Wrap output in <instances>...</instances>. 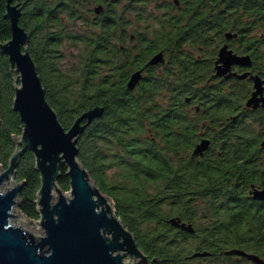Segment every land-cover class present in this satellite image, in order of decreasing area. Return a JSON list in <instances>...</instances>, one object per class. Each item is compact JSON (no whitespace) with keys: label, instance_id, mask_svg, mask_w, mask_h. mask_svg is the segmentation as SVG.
Returning <instances> with one entry per match:
<instances>
[{"label":"trees","instance_id":"trees-1","mask_svg":"<svg viewBox=\"0 0 264 264\" xmlns=\"http://www.w3.org/2000/svg\"><path fill=\"white\" fill-rule=\"evenodd\" d=\"M128 2L20 0L18 23L29 34L27 49L36 63L47 101L65 129L83 111L102 107L101 115L85 125L78 135V159L99 188L112 199L116 214L135 236L138 246L157 255L162 264H172L170 230L175 228L169 219L178 214L190 221L198 234L206 227L205 211L202 208L195 211L192 201L185 199L188 195H202L203 187L184 186L173 181V148L177 146L180 152L191 148L198 132L202 131L201 122L205 118L220 117L217 122L224 131L223 148L239 151L240 160L237 162L235 158L234 161L239 163L241 172V199L238 210L224 203L219 212L210 215L207 235L217 238L224 234L229 237L230 245L259 251L261 242L256 237L264 233L260 231L264 230V203L257 204L253 200L258 198L253 196V200H249L246 192L251 189L249 183H260V178H264V175L258 177L262 168L253 158L264 144V112L250 110L251 106L246 104L250 97L249 87L242 83L237 89L233 80L225 81L221 90L208 86L200 89L197 94L209 102H204L198 112L187 111L184 98L196 93L190 82L210 76L214 55L226 41L224 35L230 29L241 35L255 34L252 59L264 66V0H226L225 24L218 25L215 17L206 24L188 28L133 26L125 14L140 9ZM102 7L103 13H98L96 9ZM4 8L5 0H0L1 40L10 35L9 24L3 18ZM252 12L255 16L252 25L238 23L243 18L248 20ZM158 36L162 39H153ZM161 47L171 64L162 70L150 66L130 89L127 82L136 72L135 68ZM172 54L182 68L177 74L182 87L174 90ZM197 54L206 58L201 66L197 63ZM197 66L200 67L196 69ZM13 82L14 74L1 58L2 167L7 166L15 147L13 137L21 133L22 127L19 114L12 109ZM174 96L181 108L175 131L172 123ZM234 115L238 116L231 118ZM238 119L239 129L233 130ZM195 168L201 166L191 164L189 158L180 159L178 169L182 172ZM60 173L58 184L66 191L69 177L65 175V168H60ZM189 174L192 173H188L185 180L191 179ZM200 174L198 172V176ZM13 179L22 182L18 194L19 211L28 218H37L35 200L40 181L31 151L26 150L20 156ZM254 189H264V186L251 190ZM175 193L180 197L173 202ZM187 251L177 249L178 254Z\"/></svg>","mask_w":264,"mask_h":264},{"label":"water","instance_id":"water-1","mask_svg":"<svg viewBox=\"0 0 264 264\" xmlns=\"http://www.w3.org/2000/svg\"><path fill=\"white\" fill-rule=\"evenodd\" d=\"M5 1L3 18L8 20L11 34L8 40L0 42V52L7 56L15 74L12 109L19 114L22 127L21 133L13 137L15 147L7 166H0V264L147 262L134 235L116 214L112 199L99 188L78 159V135L85 125L101 115L102 107L83 111L67 129L62 126L57 112L46 99L36 63L27 49L28 34L18 23L19 3ZM161 60V53H157L148 63ZM235 63L249 65V57L237 56L222 46L215 75L226 73ZM140 77V71L134 72L127 82L128 87L132 89ZM254 80L256 90L247 100L248 106L264 101L257 97L261 93V81L257 76ZM205 145L202 141L195 152ZM26 150L32 152L34 168L39 173L36 220L26 218L19 211L18 194L22 182L13 179L19 158ZM60 168H65V175L69 177L66 191L58 184ZM7 180L10 185L6 188L3 184ZM252 196L264 199V189H254ZM28 221L37 222L39 226L28 225ZM168 221L190 230V226L179 224L174 218ZM233 252L262 263L257 256L242 250Z\"/></svg>","mask_w":264,"mask_h":264},{"label":"flooded vegetation","instance_id":"flooded-vegetation-1","mask_svg":"<svg viewBox=\"0 0 264 264\" xmlns=\"http://www.w3.org/2000/svg\"><path fill=\"white\" fill-rule=\"evenodd\" d=\"M129 5H137V8L140 9L139 12H128L125 16L129 19V22L133 26L141 27H154L160 28L163 26L166 27H198L199 25L206 24L210 20H214L217 17V24H225V11H226V0H127ZM210 1V3H209ZM245 2V0H236ZM6 3V1H5ZM13 3H19L20 0H14ZM99 9V8H98ZM209 10L211 12H209ZM5 11V8H4ZM104 7L99 9L98 13H103ZM7 20V19H6ZM255 21V16L250 13L249 19L243 18L238 21L239 24H245L246 26L252 25ZM8 22V20H7ZM9 24V22H8ZM10 29V27H9ZM230 32L231 35L227 36L226 33ZM225 33L224 41L216 51L214 58L212 60V67L209 77L201 76L199 79H194V82H190L189 85H193L194 91L196 93L188 94L185 96L184 101L187 104L186 110L189 111L194 109L195 112L199 111V107L204 105V102L208 104L209 100H203L202 96H199L197 92L200 89L206 88V86L215 89H223L225 81L233 80L238 89L239 85L245 83L249 89V96L256 90L254 76L259 77L261 81V93L257 94V97L264 98V66L258 65L255 60L252 59V52H255L256 41L255 34L241 35L238 31H232L231 29ZM11 34V32H10ZM28 34V33H27ZM10 38V35L4 42ZM152 39V38H151ZM155 40H161V36L153 38ZM248 40V41H247ZM29 42V34H28ZM27 42V44H28ZM226 46L228 50L234 53L237 56H248L249 65L243 64H231L229 70L222 75H215L216 73V61L218 59V53L222 46ZM28 46V45H27ZM163 47L158 48L154 53H161L162 60L150 64L148 60L154 54H151L147 60L143 61L135 71H140L141 77L147 73L150 66H156L159 70L169 66L171 62L168 60V56ZM254 49V50H252ZM29 51V50H28ZM30 53V52H29ZM31 55V54H30ZM1 58L8 64L9 70L14 74L13 70L10 67L8 58L6 55L0 52ZM198 65H202L206 62V58H200V54H197ZM220 64V63H218ZM200 66H197L198 69ZM260 66V67H259ZM200 70V69H199ZM182 71L180 63H177V58L172 54V90L178 87H182L180 81L178 80L177 74ZM201 71V70H200ZM233 75H229L232 74ZM244 75L243 77H239ZM15 80V74H14ZM14 83V82H13ZM12 83V84H13ZM180 84V85H178ZM184 85L188 83L184 82ZM248 96V97H249ZM218 104V102H217ZM251 106V107H250ZM250 110L256 112H264V101L259 100L256 105H249ZM181 108L178 106L176 97L172 98V123L174 126V131L176 130V123L180 118ZM191 116V115H188ZM238 115L231 116V118H236ZM220 117L217 119L205 118L200 125V130L198 132V138L195 144L186 150L180 152V149L177 146L173 148L172 155V175L173 181L175 184L180 183L184 186H201L203 187L202 195H188L186 200H191L195 205V211H198L200 208L205 211L203 214L204 219L206 220L205 230H200L202 234H198V230H194L195 227L188 220H183L178 214L173 216L179 224H185L190 226V230L180 227L178 225H173L174 230H170L172 234V252H171V262L172 264H264V233L262 236L256 237L259 243L258 250L243 248L235 245L228 244L229 237L221 234L217 238L210 237L207 235L209 231L208 225L211 219L210 215H214L222 204L226 203L231 204L233 210L237 209L239 200L241 199V172L238 164L235 163V158L239 162V151L238 149H225L222 146V135L224 131L219 121ZM240 121L239 119L236 123L233 124V130L239 129ZM264 138V134L262 136ZM205 141L206 145L204 149L195 152L196 147L202 142ZM175 144L177 142L175 141ZM258 153V154H257ZM256 155L253 157L258 160L259 166L262 168L259 169L258 177L264 175V144L258 149ZM184 158L191 162H194L196 166L200 165V169H193L194 171H184L178 169V164L180 159ZM239 158V159H238ZM200 172V176H198ZM192 173L191 179L185 180L184 178ZM195 175L193 176V174ZM190 175V174H189ZM190 175V176H191ZM260 175V176H259ZM260 183H249L253 188H261L264 186L263 180L260 178ZM251 189H247L246 197L249 200L252 199ZM180 195H173V202L176 198H179ZM185 200V201H186ZM259 205L264 203V199H255L253 200ZM215 209L217 211H215ZM238 210V209H237ZM220 231V230H219ZM264 231V230H260ZM135 238V236H134ZM136 241V239H135ZM137 243V241H136ZM138 246V243H137ZM147 257V262H138L136 264H162V259L157 255H152L148 252H145L143 248L138 246ZM188 250L187 252H180L178 254L177 249ZM233 250H242L246 254H252L258 257L262 263L256 262L254 259L247 257L246 255L240 253H234Z\"/></svg>","mask_w":264,"mask_h":264},{"label":"rangeland","instance_id":"rangeland-1","mask_svg":"<svg viewBox=\"0 0 264 264\" xmlns=\"http://www.w3.org/2000/svg\"><path fill=\"white\" fill-rule=\"evenodd\" d=\"M1 166V165H0ZM10 185V180H7L6 182H4V184H3V186L4 187H8ZM24 215V214H23ZM26 218H28L26 215H24ZM28 219H30V220H36V218H28ZM34 223L36 224V225H38L39 226V224L37 223V222H33V221H28V225H34Z\"/></svg>","mask_w":264,"mask_h":264}]
</instances>
